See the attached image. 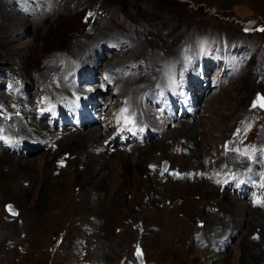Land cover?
<instances>
[{"label":"rangeland","instance_id":"1","mask_svg":"<svg viewBox=\"0 0 264 264\" xmlns=\"http://www.w3.org/2000/svg\"><path fill=\"white\" fill-rule=\"evenodd\" d=\"M202 52L214 60L206 72ZM66 72V78L82 79L114 75L120 90L112 99L116 89L104 88L105 101L118 100L107 109L105 119L115 117L113 111L119 108L128 112V96L135 90L134 106L141 102L150 113L154 102L158 109L162 101L158 91H168L170 81L175 85L181 73L196 84L205 78L222 84L213 95L205 93L193 123H181L175 131L142 143L160 138L161 143L151 149L116 151L106 155L108 161L94 164L84 146L86 136L78 131L65 135L53 151L38 149L13 159L16 164L20 156L26 158L22 165L30 166L29 171L6 164L0 172L4 251L0 264H139L134 255L137 246L143 249L141 264H219L218 254L226 255L221 264H264V219L251 220L254 214L247 213L232 217L238 211L225 197L239 196L220 192L212 184H198L197 178L178 182L156 170L163 161L169 169L179 170L192 164V169L207 170L213 163L222 165L223 142L231 141L242 123L244 129V122L253 120V106L262 110L255 111L250 141L264 147V0H0V124L15 128L19 123L23 143L35 142L46 127L40 121L27 123L32 116L26 103L33 102L31 113L36 116L40 113L35 111L34 95L41 89L42 97L56 96L55 90L63 88L61 94L71 95L67 83H61ZM161 81L159 87L156 82ZM14 86L28 90L30 101L25 103ZM154 89L151 103L140 97L141 91L152 94ZM73 95L81 94L75 90ZM260 96L263 99L258 100ZM50 110L44 112L50 115ZM17 111L25 112L24 128L20 119L9 123ZM107 132L102 140L108 138ZM69 136L77 139L70 146L65 140ZM173 142L177 147L192 145L196 157L189 158V152L175 154ZM64 153V164L58 166ZM21 188L29 189V194L18 196ZM8 205L13 213L7 211ZM214 214L226 220V233H234L230 240H225L221 227L209 225ZM27 215L37 216L42 225L39 235L46 245L41 250L27 227ZM244 216L251 222L235 229L236 223L246 221ZM216 231L220 233L215 235ZM253 232L262 236V242L251 246L256 241ZM223 246L225 250L218 252ZM253 251L259 252L256 259Z\"/></svg>","mask_w":264,"mask_h":264},{"label":"bare ground","instance_id":"2","mask_svg":"<svg viewBox=\"0 0 264 264\" xmlns=\"http://www.w3.org/2000/svg\"><path fill=\"white\" fill-rule=\"evenodd\" d=\"M25 10V9H24ZM203 53V52H202ZM118 56V55H117ZM212 55H208L207 53L205 54V53H203L202 54V61H203V63H204V70H205V72H206V69H209V65L211 64V63H213L214 62V60H213V58L211 57ZM206 65H208V66H206ZM168 66V65H167ZM166 66V67H167ZM166 69V68H165ZM167 70H168V68H167ZM162 73H164V75H165V70H163V72ZM67 74H68V72H66V74H64L63 75V79H62V84H65V83H67V87H70L71 88V92L72 91H75V88L74 87H72V86H69L70 84H74V80H73V78L72 77H67L66 78V76H67ZM30 78H28V79H26V80H29ZM91 80L90 81H88V82H85V81H83L82 82V88H81V90L83 91V92H85L86 94H87V96L89 97H92V98H94L95 97V92H98V94L97 95H99V96H102V93H101V91L99 90V89H97L95 86H92V84H93V82H94V79L95 80H99L101 83H103V80L101 79V78H95V76H91V78H90ZM234 80V79H233ZM142 81H146L145 79H143ZM142 81L140 82L141 84H142ZM125 82V81H124ZM158 85H159V87H161V84H163V81H161V82H156ZM160 83V84H159ZM61 84V85H62ZM79 84H81V83H79ZM222 84V82L220 81L219 82V84L217 83L216 85H218V86H220ZM15 85V84H14ZM17 85V84H16ZM216 85H214V87H212V88H214L215 90H216ZM109 87H112L111 88V90L115 87V89L117 90V91H119L120 90V86L118 85V83L117 82H115L114 81V85L113 86H111V85H109ZM63 88V87H62ZM135 88V87H134ZM64 89V88H63ZM63 89L60 91H58V90H55V94H56V96H54L55 98H57L58 100L59 99H61V92L63 91ZM108 89V88H107ZM52 90V89H51ZM65 90V89H64ZM134 90V89H133ZM195 94H196V97H197V99H199V97H200V95L202 94V95H205V93L208 91V88H205L204 87V85H203V83H201L200 85H199V87H196L195 86ZM113 91H111V93H112ZM138 91L137 90H135V94H132L131 96H128L129 97V100H130V103H131V105H132V107H133V109H137L138 110V120H139V122L140 123H151V124H155V123H157V121H152V118L150 117V113H148L147 111H146V109H145V107L143 108V105H142V103L140 102V104L139 105H137V106H134V102H135V100H137V93ZM154 92H155V89H154V91H153V93L152 94H149V90H146L145 91V93H144V95H143V93H142V91H141V95H140V97L142 98L143 96H145L146 98H147V101L149 100L150 101V103L153 101V99L155 98V96H154ZM198 92H199V94H198ZM111 93H108V94H111ZM134 93V92H133ZM217 95L219 94V92L218 93H216ZM117 95V94H116ZM213 95V94H212ZM216 95V96H217ZM53 96V95H52ZM209 96H211V95H209ZM132 99H133V101H132ZM261 99H263V97L262 96H260L259 97V99L258 100H261ZM207 100V101H206ZM205 101L206 102H209L208 101V99H206ZM210 103V102H209ZM208 103V104H209ZM138 104V103H137ZM258 105H260L259 104V102H257V106ZM264 105V104H263ZM258 108H260V106L258 107ZM13 110V109H12ZM141 112H144L145 113V115H144V117H143V119H142V115H141ZM23 123H22V128H24V127H26L27 126V124L25 123V121H23V119L22 118H19ZM146 119H147V121H146ZM10 123V122H9ZM187 122H182V124H186ZM11 124V123H10ZM9 124V125H10ZM14 124V123H13ZM190 125V124H189ZM16 126H19V128H20V125H19V123L17 124L16 123ZM193 126V125H192ZM14 127V126H13ZM194 128V127H193ZM175 129H177V128H175ZM175 129H170V130H174L175 131ZM187 129H189V128H187ZM190 130V129H189ZM26 131V130H25ZM24 131V132H25ZM104 131H106V130H104L103 128H99V129H96L95 127L94 128H91V129H86V130H84V131H82V132H84L83 134L86 136V144L84 145L85 146V149H87V154H89V156H90V162L91 163H93L94 162V164L95 163H102V162H105V161H108V159H106V155H107V153H106V151L105 152H103V153H100V154H98V155H96L95 153H94V151H95V148H93V144L94 143H97V145H99V146H101L102 144H103V141H105L106 139H101V137H102V134H103V132ZM31 132V131H30ZM37 132V131H36ZM188 132V131H187ZM110 133H111V131H108L107 133H105L106 134V136L107 137H109V135H110ZM172 134V133H171ZM176 135V134H175ZM201 136H203V140H207L206 139V137H207V135H201ZM90 138V140L89 139H87V138ZM165 138V137H164ZM65 140H66V142L68 143V145L70 146V144L72 145V143L74 144L75 143V140H77L75 137H71V136H69V137H67V138H65ZM157 140H161L160 138L158 139H155V140H152L150 143H146L144 146H135L133 149H132V153L134 152V151H136V149H138V148H145V147H147V148H149V149H151L153 146H157V144H160L161 142H159V141H157ZM166 139H164L163 140V142L165 141ZM173 140V139H172ZM23 142V141H22ZM163 144V143H162ZM200 146V144L199 143H197L196 144V146ZM162 146V145H161ZM68 147V146H67ZM95 147H97V146H95ZM104 147V146H103ZM171 148V147H170ZM181 148H184V149H188L189 151V153L187 154L188 156H189V158H192V157H196V155H197V150L195 149V148H193L192 147V145H189V144H182L181 145ZM263 149H264V147H263ZM108 150V149H107ZM117 152H121V151H117ZM198 152H200V151H198ZM1 154H0V172H4V171H1L2 169H3V167L7 164H11V166H14L15 168H17V167H21V170L23 169L24 171H29L30 169H29V167L30 166H24V165H26V163L28 162L27 161V159L26 158H24L23 156H20V158H19V162H17L16 164H15V162L13 163V159L14 158H16V157H19V155H15V157L12 155L11 156V154L9 153V151L7 150V149H5V150H2L1 152H0ZM116 153V152H115ZM126 153V152H125ZM198 154H200V153H198ZM113 155V154H112ZM112 155H111V157H112ZM140 155V158H139V160L140 161H142V159L144 158V154L142 153V154H139ZM183 155V154H182ZM182 155H180V156H182ZM49 156H50V154H49ZM236 156H237V154H236ZM194 157V158H195ZM23 158V159H22ZM32 158V157H31ZM45 158V157H44ZM102 158V161H100V159ZM174 158H177V159H179V157H174ZM182 157H180V159H181ZM185 158H187L186 156H185ZM236 158V157H235ZM235 158H234V156L232 155V153L230 152V154H226V156H225V159H226V162H229L230 164H235V165H237L236 164V162H235ZM34 159V158H33ZM32 159V160H33ZM31 160V159H30ZM100 161V162H99ZM24 162V165H22V163ZM34 162H35V160H34ZM183 162H185V160L183 161ZM224 164V163H223ZM229 164V165H230ZM88 165V164H87ZM192 167H193V164L191 165ZM196 166V165H195ZM192 167H189V169H192ZM212 167V166H211ZM167 169H169V167L167 168ZM197 169V168H196ZM208 169H210V167L208 168ZM227 170L228 169H225L224 170V172H227ZM32 171V170H31ZM0 175H1V173H0ZM3 175V174H2ZM6 175H9V176H14L15 175V173H12V174H7L6 173ZM94 175V174H93ZM16 178V177H15ZM198 179V178H197ZM3 180V179H2ZM179 181H181L182 183L184 182V180L183 179H178V182ZM188 182H190V180L189 181H187V183ZM198 184H208L209 185V183H207L206 181H203V180H201V181H198L197 182ZM205 187V189L204 190H206L207 192H208V190L209 191H211V193H214V189H215V187H214V185L212 186L214 189H212L211 187H207V186H204ZM192 188H194L193 186H192ZM29 189H27V190H25V189H22L21 188V190L19 191V195L18 196H22V197H25L26 195H28L29 194V192L30 191H28ZM218 190H219V188H218ZM6 191V190H5ZM228 192H230V191H228ZM228 194H230V193H228ZM17 196V197H18ZM235 196V195H234ZM226 199H230V201L232 202V204H229L230 206H232V208L233 209H236L238 212L237 213H235L234 211H233V213H232V217L234 216V215H236V214H238V213H240L241 215H244L245 213H247V214H254V215H252V217H250V219L251 220H253V218H254V216L256 217V219H259L262 223H263V219H264V213H262V212H260V211H258L257 209H253L251 206H250V204H249V202H247V200L245 199V198H241V197H232V196H230V198L229 197H225ZM241 199H243L244 201H245V203L246 204H244L243 205V202H242V200ZM182 201H185L184 199L182 200ZM21 207V206H20ZM175 206H173L172 208H174ZM175 215V214H174ZM215 215V214H214ZM223 215V214H222ZM28 216V223H29V225H27V227H29V228H32V233H33V236L34 237H36L37 238V241H38V246H39V250H41V247L42 246H45L46 244H44V242H43V239L44 238H42L41 236V234L39 235V228L42 226V225H40V223H39V218L37 217V216H33V215H27ZM228 216V213H226L225 215H224V217H227ZM176 217V219L177 220H180L179 218V216L177 217V216H175ZM248 217V219L246 220L245 219V216L242 218V220L243 219H245L246 221H240V222H238V223H236V226H237V228H235V229H239V226L242 224V222L243 223H245V225H248L250 222H251V220H249V216H247ZM236 218V217H235ZM234 218V219H235ZM238 219V218H237ZM166 220H168L167 218H166ZM165 220V221H166ZM172 220V219H171ZM176 220V221H177ZM233 221V220H232ZM247 221H248V223H247ZM255 221V220H254ZM163 222H164V220H163ZM168 222H170L169 220H168ZM167 223V222H166ZM208 223H209V225H218V228H222V230H223V232H224V235H225V240H230L229 238H231V235H234V233L233 232H228V233H226L227 232V222H226V220H222L219 216H217L216 217V215L214 216V218H211V220L210 221H208ZM220 223V224H219ZM6 225V224H5ZM175 226L177 225V223H175L174 224ZM208 225V226H209ZM228 225H229V223H228ZM165 226V225H164ZM3 227V226H2ZM1 227V228H2ZM6 227V226H5ZM163 227V226H162ZM167 227H169V226H167ZM172 227V226H171ZM234 227H235V225H234ZM233 227V228H234ZM164 228H166V227H164ZM217 227H215V229H218ZM3 229V228H2ZM183 229H185V228H183ZM230 229V228H229ZM261 229H262V227H261ZM33 230L35 231V234H34V232H33ZM186 231H189V228L188 229H185ZM168 232V231H167ZM218 233H220L219 231H216L215 232V235L216 234H218ZM222 233V232H221ZM254 233V232H253ZM253 233H251V234H253ZM163 234V233H162ZM2 235V234H1ZM214 235V236H215ZM213 236V237H214ZM33 237V238H34ZM171 237V236H170ZM166 238V237H165ZM195 238V237H194ZM250 239V238H249ZM165 240V239H164ZM252 240V239H251ZM0 242L2 243V237H1V239H0ZM259 242H262V236L260 235V237H259V240H257V241H255V242H250V244L249 245H251V246H254V245H258V243ZM208 243V242H207ZM2 245V244H1ZM1 245H0V258L1 259H4V257H2V254L4 255V251L2 250V247H1ZM30 246H31V244H30ZM33 246V245H32ZM34 247H35V244H34ZM43 248V247H42ZM253 248V247H252ZM32 249V248H31ZM38 250V251H39ZM189 250H191V251H193L194 250V247L193 248H191L190 247V249ZM225 250V249H224ZM232 250V248L231 249H229L228 251H227V253H229L230 251ZM252 251V250H251ZM250 251V252H251ZM226 253V254H227ZM259 252H254L253 251V255H254V257H255V259L257 258V255H259L258 254ZM211 254V253H210ZM216 256H218L217 257V259H218V261L217 260H214V261H212L213 263L214 262H218L219 264H221V259L223 258V257H226V255H223V254H218V255H216ZM210 257H211V255H210ZM26 258H28V257H26ZM142 258H143V256H142ZM29 259V258H28ZM198 259H196V261H197ZM2 261V260H1ZM199 261V260H198ZM211 262V263H212ZM216 264V263H215Z\"/></svg>","mask_w":264,"mask_h":264},{"label":"water","instance_id":"3","mask_svg":"<svg viewBox=\"0 0 264 264\" xmlns=\"http://www.w3.org/2000/svg\"><path fill=\"white\" fill-rule=\"evenodd\" d=\"M9 206V205H8ZM7 206V209L10 211V212H13V209L12 208H10V207H8ZM139 260L141 261V257L139 256Z\"/></svg>","mask_w":264,"mask_h":264}]
</instances>
